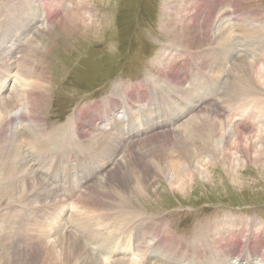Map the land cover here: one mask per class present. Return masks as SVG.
<instances>
[{"label":"rangeland","instance_id":"rangeland-1","mask_svg":"<svg viewBox=\"0 0 264 264\" xmlns=\"http://www.w3.org/2000/svg\"><path fill=\"white\" fill-rule=\"evenodd\" d=\"M35 4L41 5L37 7V11ZM3 7L5 9H2ZM1 9L4 11L2 12ZM24 11L29 12V16L33 17L35 22L20 30L22 39H17L13 49L10 48L11 43L4 41L1 31L4 22L0 23V43L5 42L0 44L3 53L1 54L7 62H11L10 71L5 72L9 75V80L0 93V100L9 99L16 90L24 89L19 80L26 68L32 69L36 76L42 73L47 88L42 106L38 105L40 119L46 133L55 135V149H63L69 143L67 156L59 154L53 157L45 170L48 172L42 170L38 172L39 166H35L34 162L40 161L29 159L31 168L48 185L50 184L47 177L50 175L55 178V175L60 173L55 171L56 174H53L55 163L59 165L65 163L63 166H67V170L62 171L64 178L61 179V175L59 178L64 184L58 181L60 184L58 186L62 187L58 188L69 192L68 197L62 199L59 191L55 189L56 181L53 180L50 187L57 191L56 193L60 195L59 199L66 203L63 209L58 207L59 209L52 213V209L37 203L33 204L35 208L30 206L22 209V213L27 212L25 219L34 220L36 228L40 230L44 226H49L46 230L51 233L50 237H44L46 242L44 246L39 247L40 255L35 253L32 259L37 257V263L43 259L47 260L45 254L47 247L51 246L52 237L53 242L57 240L56 246L58 245V252H61L62 247L68 246V240L62 242L58 237L64 238L67 235L66 239H70L73 237L71 235L83 234L85 231L83 228L113 237V226L118 224L120 218L139 221V228L144 232L141 241L149 247H143L135 240L134 234L127 231L122 233L126 239L121 247L122 251L128 250V252L103 253L102 258L106 257L111 261L118 258L119 261L124 257L133 259L137 257L140 260L146 253L147 256H152L153 260L150 262L153 264H181L166 257L168 253L163 244L165 242L168 245L172 243L177 250H181L179 256L182 257V264H213L214 262H209L214 255L206 250L208 245L202 247L203 242H209V247L213 246L217 249L229 245L230 253L226 259L234 264H240L241 259L238 258L242 257V263L246 264L247 256L241 255L240 252L235 253L234 244L238 247L239 244L246 245L250 242L255 248L250 261L258 263L264 261L261 260L264 257V250L261 248L264 242V119L259 121L247 116L242 117L243 110L237 109V105L228 111L229 115H226L227 118L229 117L228 129L226 128L225 135L224 131L217 135L218 143L213 154L209 156L197 154L193 167L183 172L179 179L163 174L160 171L162 166L158 165L157 160H155L157 166H154L157 167L155 170L159 174L149 175L143 182L140 181L137 172L133 173L136 176H132L129 170H125L124 165L122 171L125 182L112 183V191L108 199L100 196L97 205L95 202L91 203L96 201L95 199L84 204L81 203L84 201L80 200L89 189L97 185L100 187L103 178L116 165L125 164L128 150L133 146L131 139L135 138L131 133H137L130 127L127 131H123L119 122L122 120L119 118L117 123L122 129L116 134L120 135V139L124 138L128 142L123 149L120 148L123 153L117 157L119 161H112L108 166L103 165L104 160H101V157L103 156L104 159L107 155L102 152L99 141H102L103 137L114 141L115 137L111 135L114 131L105 125L104 120L107 121L109 116H99L98 112L89 109L96 108L100 102L108 97L111 98L115 86L125 88L123 98H126V103L122 104L120 100L117 103L119 105L113 106V110L121 116L124 112L123 108L126 110L124 106L127 103L130 104L129 109L143 108V105L148 107L146 101L148 98L150 100L151 94L144 89L146 82L159 88V83L164 84L163 81H167L164 77L173 74L186 80L183 84L185 87H191V84H194V73L201 74L199 78H195L200 81L208 75H214L208 70L209 68L202 66L206 61H213L206 53L216 49L213 48L216 42L215 34L211 29L214 25L212 21L219 20L222 13L236 17L243 12L264 13V0H0V12L3 13L0 14V20L6 19L9 23L5 25L10 24L17 31L22 22L16 20L17 12ZM45 17L48 18V22L44 24ZM14 37L16 38L15 35ZM240 46L236 55L239 57L244 54L242 50L245 49L243 44ZM165 58L166 64L163 60ZM169 58L172 60L168 61ZM161 59L164 63H160ZM0 65L4 67L2 62ZM257 67L259 69L257 68L254 75L258 92L252 96L264 102V62L259 61ZM229 71L230 66L220 80V88H222L220 91L225 93L228 90L229 94H232L234 90L229 87ZM159 78L162 80L157 82ZM164 86L171 89L166 85H163V88ZM222 93L220 92L216 100L220 101ZM178 102L183 105L181 99ZM248 102L250 107L247 109V114L249 110L255 109L257 101L249 98ZM165 109L168 114L169 108ZM86 110L88 113L84 115ZM107 111L102 112L108 114ZM28 112L27 104L23 103L11 114L18 117ZM145 113L147 117L150 115L147 120L158 122L156 111L153 115L150 111L143 112L144 115ZM191 118L192 114L179 122H172L171 134L181 133L183 123ZM138 121L137 124L144 123V120ZM68 122H72V126L78 129L81 138L74 135L69 141V136L74 132L65 128ZM235 124L252 131L241 142H236L232 134ZM149 127L150 125H146L145 129ZM62 128L67 130L65 137L58 135ZM2 145L3 143L0 146ZM23 145H26L25 150L31 151L30 146L26 143ZM151 160L154 162L153 158ZM105 166L108 167L107 170ZM0 178L2 180L6 178L4 171L0 172ZM26 183H21L23 189L14 196L16 199H11L14 202H11L10 198L0 197L2 215L9 212L10 206L22 205L31 185ZM106 183L102 185L106 186ZM122 201L128 206L123 205ZM143 222L149 223L144 225ZM58 223L62 228H54L55 232L59 231L55 234L52 226H58ZM40 226L43 228L41 229ZM51 228L52 232H50ZM115 235H120V231ZM158 237H161L163 242L159 241ZM27 242L30 243V240ZM84 242L90 248L93 246L90 242ZM219 244L223 246L219 247ZM257 248H261L259 253L256 251ZM195 249L204 252V260L198 257L200 263L195 255H191ZM183 252L188 256L183 257L181 255ZM32 259L31 262L37 260Z\"/></svg>","mask_w":264,"mask_h":264},{"label":"bare ground","instance_id":"bare-ground-1","mask_svg":"<svg viewBox=\"0 0 264 264\" xmlns=\"http://www.w3.org/2000/svg\"><path fill=\"white\" fill-rule=\"evenodd\" d=\"M35 5L34 6L37 11V7L39 8L42 3L41 5ZM2 9H5V7H3ZM2 9L1 11L3 12L4 10ZM2 12H0L1 15L3 14ZM179 13L182 14L183 12ZM17 16L18 17H16V20L22 21L20 23L18 31L14 26L10 24V27L9 25H5L9 23L6 19L0 20V23L2 21L4 22V27L3 25H1L3 27L1 31L3 32L2 35L4 41L11 43V49H13L16 45L15 43L17 39L22 37V32L20 30L27 28L35 22V19L29 16V12H17ZM46 22H48V18L45 17L43 19V23L45 24ZM212 22H214V25L211 26V29L215 34L214 39L216 42L215 44H213V48L216 49H214V51L206 53L207 56H211L210 59L213 61L207 62L205 60L206 62H204L202 66H204V68H209L208 70H211L214 75H208L207 78H205L203 81H200V79L195 78H199L201 74L198 72L194 73V84H191V87L187 86L188 88L183 85L185 84L186 80L184 81L183 78H178V75L173 74L164 77L167 79V81H163L164 84L159 83V88L157 86H151L149 82H146L144 84V89H147V92H150L151 94L150 100L147 97L148 99L146 101L148 107H146L145 105H143V108H135L131 106L132 109H129L128 107L130 106V104L127 103V105L124 106L126 110H124L123 108L124 112L121 116H119V113L113 110V106L119 105L117 103L120 100L123 102L122 104L126 103V98H123V95L125 93L123 89L125 90V88L121 86H115L116 89L114 88L115 90L113 91L111 98L108 97L109 99L107 98L103 102H100V104L96 108L92 107L91 109H89V111L98 112L99 116H109L107 121L104 120L106 122L105 125L110 130L114 131L112 133L110 132L111 135L115 137L114 141H109L107 137L103 136L102 141H99L101 138L98 140L100 142L102 152L107 155V157H105L104 159H102L103 156L101 155V160H104L103 165L107 164L106 166H108L110 165L108 163L112 161H119L117 157L121 153H123V151H120V148L123 149L128 142L124 138L120 139V135L116 134L119 133L122 127L124 129L123 131H127L130 127L132 128V130H136L137 133H131V135L135 138L131 139L133 146L128 150L125 164L119 163L115 168L109 171V173L103 178V181L99 185L100 187H97V185L93 189H89L88 193L80 198V200L82 199L84 201L81 202L82 204L86 203V201L87 203H89V201L93 199H95L96 201H91V203L95 202L96 204V202L100 201L98 200L100 196L108 199L109 194L112 191L111 184H121L125 182L122 171V167H124V165L126 166L125 170H129L128 172H130L132 176H136L133 173L137 172L140 181L143 182L144 180H146L147 176L152 174H159L155 170V168H157L155 160H157L158 165H160V167L162 166L160 171L163 174H165L167 177L171 176L174 179H179L183 172H187L193 167L197 154H202L205 156L213 154V151L214 149H216V145L218 143L216 139L217 135L222 131H224V135L226 134V128L228 125L227 120L229 118H227L226 115H229L230 112L228 111H230L236 105L237 109H239L240 111L243 110L242 117L247 116L259 121H262L264 119V102L261 101L258 97L257 99L252 96V94H256L258 92V89L255 86L256 80L254 75L258 68L257 64L259 63V61L264 62V13L243 12L241 15L238 14L237 17L235 15L232 16L230 14L226 15L225 13H222V16L219 20H213ZM14 35L16 36V38L14 37ZM4 41L0 44L5 43ZM241 44L244 45L245 49L242 50L243 47L241 48L242 53L244 54L241 55L242 57H239L236 55L237 49L241 47ZM1 53L2 48L0 47V62H2L4 65V67L0 65V93L8 83L9 75H6L5 72H9V68L11 66V62H7L2 56L3 53ZM163 60L166 64V58ZM163 60L161 59L160 63H164ZM169 60L172 59L169 58L168 61ZM228 66H230L229 87H231V89L233 88L234 90L232 94H229L228 90L225 93H222V91H220L222 90V88H220V80H222L225 76ZM162 68L164 69V66ZM20 77L21 78L19 80V83L24 87V89L20 88L21 90H16V92L13 93L12 97L9 99L7 98L5 100H0V145L3 143V145L0 146V172L4 171L6 174L5 179L2 180V178H0V197L10 198L11 201V199H16L14 196L20 191L21 183L28 182V184L30 183L31 185L29 184L30 187L27 193L24 191L26 195L24 201L22 200L24 202H22V205L14 204L15 206L11 207L8 204L10 206V208L8 209L9 212H7L6 215H2L0 213V264H153V262H150L151 260H153L152 256H147V254L144 252V256L142 254L143 257H141L140 260H138L137 257H135V259L124 257L119 261L118 258L114 259L113 261L106 259V257L102 258L103 253H121V246L125 244L126 239V237H124L122 233H126L127 231L133 233L135 240L140 242L143 247H149V245H146L145 242L141 241L143 239L142 236H144V232L139 228V221L133 222V220L130 219L126 220L120 218H117L118 224H114L113 226V237L103 232L95 233L93 231V233L92 230H86L85 228H83L85 230L83 231V234L71 235L73 237H71L70 239H66L67 235H65L64 238L58 237V240H61L62 242L68 240V246L62 247L61 252H58V245L56 246L57 242H55L57 240L53 242L54 238L52 237V240L50 239L52 241L51 246L47 247V254H45L47 260L43 259L42 261L40 260V262L37 263L38 259L37 257H35L33 259L37 260L35 262H31L32 256H35V253H38L37 255H40L41 249L39 247L44 246V243L46 242V239H44V237H50L51 233H49V231L47 232L46 230L49 228V226H44V228L40 226L41 229L43 228L42 230H40L39 228H36L34 220H31L30 218H27L28 220L25 219L27 212L22 213V209L28 208L30 206L34 207L33 204L37 203V205L47 206L48 208L52 209V213H54L57 211L58 207L60 209L64 208L66 203H63L62 199H66L69 192H64L62 189L60 190L59 188L61 186H58L60 185V181L62 184H64L62 180L59 181V178L60 175L61 179L64 178V176L62 177L64 173L62 171L67 168V166H63L65 165V163L61 165H59V163H55L54 170L52 171L53 174H56L55 171H59L62 174L57 173V176L55 175V178L49 175L47 177V181L50 185H48L45 180L41 179L31 168V166L29 165V159L34 158L37 161H40L36 163L34 162V164L35 166H39V169L37 168L38 172L41 170L44 172L53 157H57V155L59 154H61L62 156H67V153L69 151V143H67L65 145V148L63 149H55L54 144L56 142V137L55 135L46 133L45 126L40 119L38 105H41V103L44 102L47 88L44 75L41 73V75L36 76L35 73L33 74L32 69L26 68V70H24V73H22ZM161 80L162 79L159 78L157 82ZM23 82L26 83L24 84ZM163 85H166L171 89H167L165 86L163 88ZM220 92L222 93V97L220 96L221 102L219 100H216L220 95ZM249 98L257 102H255V109L249 110L247 114V109H249L250 107V103L248 102ZM177 99L182 100L184 107L178 102ZM23 103H26L28 106V114H21V116L18 117L12 116V111L14 109H17V107L21 106ZM233 103L235 104L232 105ZM165 108H169L168 114L167 112H165ZM102 111H107L108 114ZM149 111L152 115L156 111L157 117H159L158 122L160 123L154 122L153 120H147L150 115L147 117V113H145L144 115L143 112L149 113ZM25 113L27 112L25 111ZM87 113L88 111L86 110V112H84V115H86ZM191 114L192 118L188 122L183 123V131L181 133L177 132L171 134L170 131H172V122H179L181 121V119L188 115L190 116ZM167 117H169V119ZM119 118L122 120L119 121L122 127L117 123V121L120 120ZM140 119L142 121L144 120L143 124L136 123L138 120V122H140ZM146 125H150L149 129H152L146 130ZM233 126L234 131L232 132L234 133L232 134L236 142H241L243 138H246V136L249 135V133L251 134L252 132L248 130L249 128L242 127L240 124H235ZM65 128L68 131L74 132L69 136V141L74 135L80 137L78 129L72 126V122H70ZM66 129L62 128L61 130H59L58 135L65 137L67 134ZM232 134L229 135L231 136ZM150 135L152 137L148 138V136ZM122 136L125 137V135ZM25 143L31 147V151H27L24 149V146L26 145L23 144ZM94 143H96L95 140ZM101 150H99V152ZM151 158H153L154 162L151 160ZM3 159L5 160L4 162L2 161ZM94 166L95 164L93 165V167ZM106 166L105 169L107 170L108 167ZM56 167L59 168L56 169ZM94 172L95 169H93V174H95ZM53 180L56 181L55 189L59 191L62 199H59L60 195L56 193L57 191L51 188ZM105 182H107V185H102V183ZM60 191H62V193ZM30 195L33 196L30 197ZM11 202H14V200H12ZM122 202L123 205L128 206L125 201ZM144 223L148 225L149 222H143V224ZM61 226L62 225L59 224L58 226L54 225L52 227L54 230V228H62ZM130 229H132V231ZM53 230L51 228L50 232H52ZM117 231H120V235L118 236L115 235ZM56 232L55 234H57L59 231L57 233ZM134 232L138 233V235H135ZM158 239L159 241L163 242L161 237H158ZM28 240H30V243L27 242ZM70 241L71 243H69ZM84 241L90 242V245H93L95 248L93 246L90 248V246H87ZM163 244L168 253L166 257L176 260L178 263L182 264V257L179 256L181 250H177L172 243L168 245L163 242ZM205 245H208L206 250L209 252V254L214 255V258L209 262H214L213 264H234V262L228 261V259H226V257H228L230 253L229 245H226L225 248H223V245L219 244L218 246L222 247V249H217L213 247L212 244V247H209V242L202 243V247H206ZM234 246L236 248V250L234 249L235 253L240 252L241 255L245 254L247 256L246 264H264V261H260L259 263L256 261H250L252 251L255 250L250 242L246 245L239 244V246L237 245L238 247H236V245L234 244ZM263 246L264 242H262L261 245V248L264 250ZM128 247H130V245H128ZM261 248L256 249L257 253L260 252ZM122 252L127 253L128 250L127 252ZM192 252L193 253L191 255H195L198 262L200 263L199 260L203 259L204 252H198L196 249ZM62 255H64V257ZM181 255L183 257L188 256L186 252L181 253ZM238 259H241L240 264H243L242 257H239ZM261 260H264V257H262ZM236 262L237 261H235V263Z\"/></svg>","mask_w":264,"mask_h":264}]
</instances>
